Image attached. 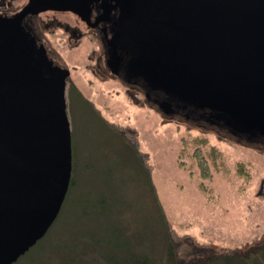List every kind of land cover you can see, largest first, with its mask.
Returning <instances> with one entry per match:
<instances>
[{
    "label": "rangeland",
    "instance_id": "rangeland-1",
    "mask_svg": "<svg viewBox=\"0 0 264 264\" xmlns=\"http://www.w3.org/2000/svg\"><path fill=\"white\" fill-rule=\"evenodd\" d=\"M0 1L15 8L28 0ZM48 36L59 63L70 71L65 101L72 184L49 230L11 264H113L140 258L171 264L165 220L172 236L186 234L188 242L204 245V255H219L194 264H246L253 253L254 261L264 264V140L236 139L204 120L166 114L121 81L92 73L101 49L94 40L74 46L59 39L54 27ZM122 134L134 136L136 144ZM192 135L208 140L195 144ZM210 144L222 150V170L208 159L211 176L204 178L193 148L205 151ZM239 160L249 171L247 184L237 169Z\"/></svg>",
    "mask_w": 264,
    "mask_h": 264
},
{
    "label": "water",
    "instance_id": "water-1",
    "mask_svg": "<svg viewBox=\"0 0 264 264\" xmlns=\"http://www.w3.org/2000/svg\"><path fill=\"white\" fill-rule=\"evenodd\" d=\"M93 1L28 0L0 15V264L14 262L46 233L72 170L69 69L21 20L47 9L83 19ZM114 1L112 72L124 52L127 71L168 96L158 102L164 113H171V97L206 110L205 122L233 136L264 138V0Z\"/></svg>",
    "mask_w": 264,
    "mask_h": 264
},
{
    "label": "flooded vegetation",
    "instance_id": "flooded-vegetation-1",
    "mask_svg": "<svg viewBox=\"0 0 264 264\" xmlns=\"http://www.w3.org/2000/svg\"><path fill=\"white\" fill-rule=\"evenodd\" d=\"M26 2L27 1H24L18 7L11 8V3L9 1H6L5 4L0 1V15H12ZM118 13L119 9L115 5L114 0H109L108 3H105L104 0H97L93 1L88 11L84 13L85 19H82L80 15L70 10L47 9L35 14H26L21 20V25L23 29L35 39L36 43L44 45L48 56L62 67L66 66L59 63V57L56 52H54L53 48H51L53 44L50 42L48 36L49 33L53 31V27L60 32L61 37H59V39L66 43L69 42L74 46L86 39L94 40L97 46H101V49L95 58V65L92 68V73L101 78H108V80L116 79L121 81L120 83L125 85L127 90L130 91L132 89L134 92L136 91L138 94H141L146 104H154L159 108L158 102L168 99V96L159 89H152L147 86L141 77L132 76L127 71V56L124 52L121 54L122 61L117 73L112 72L107 64L110 56V52L107 50V48H109L107 44L112 37V30L115 28ZM44 14H47L46 18H43ZM62 14H66L69 19L62 20L57 16ZM49 25H52L51 29L48 28L50 27ZM68 77L69 75L66 77L65 88ZM69 86H71V81H69ZM169 100L171 106L170 114L172 116L178 114L191 121L197 122L198 120H203V116L208 113L206 110L199 109L192 105H185L175 98L170 97ZM262 139L264 138L261 136L256 138V140L259 141ZM261 183V187H263V182Z\"/></svg>",
    "mask_w": 264,
    "mask_h": 264
},
{
    "label": "trees",
    "instance_id": "trees-1",
    "mask_svg": "<svg viewBox=\"0 0 264 264\" xmlns=\"http://www.w3.org/2000/svg\"><path fill=\"white\" fill-rule=\"evenodd\" d=\"M200 122V120H198L196 123ZM202 124V122H201ZM207 124V123H206ZM204 125V124H203ZM210 129H213V125L209 124ZM225 130V129H224ZM227 131V130H225ZM124 137H126L128 139V141L131 142V144H136L135 142V137H131V136H127L126 134H122ZM236 137V136H235ZM238 137H236L237 139ZM191 140L195 143V144H199V143H205L208 140L207 136H199V135H192ZM72 144V142H71ZM193 155L195 156V160H196V165L198 166L199 170H200V175L202 177H209L211 176V172H209L210 167L208 165V159L210 160V164L214 167L215 170H217L218 172L220 170H222V162H223V153L222 150L215 145H211L208 146L207 149H205V151L201 148V146H196L193 148ZM73 164H74V158H73V152H72V170H71V176H70V182H69V186H68V190L70 185L72 184V172H73ZM237 169L239 171V174H242L245 176L244 180L246 182V184L249 182L250 175H249V171H247V167H246V163H244L243 161H237ZM67 190V192H68ZM66 192V195H67ZM65 195V197H66ZM65 201V198L64 200ZM54 222V221H53ZM52 222V223H53ZM164 223L166 224V228L168 230V235H170V238L168 239V244L166 246V255H167V259H169V262L171 264H194L197 260H204L206 257V260L204 262H206L207 260L213 259L218 257L217 255H215L213 252L212 254H205L206 252V248L204 247V245L202 246L200 243H190L188 242V237L186 234H175L172 236V234L170 233L171 231V226L170 223H168L167 220L164 221ZM52 225V224H51ZM50 225V226H51ZM50 228V227H49ZM48 228V230H49ZM47 230V231H48ZM46 231V232H47ZM45 235V234H44ZM43 235V236H44ZM40 240V239H39ZM37 240V242L39 241ZM36 242V243H37ZM209 255V256H208ZM256 253L250 254V257H246V264H259L258 263V258L254 261V257H255ZM113 264H149V261L146 258H140V259H134L133 261H131L130 259H126L124 261H118Z\"/></svg>",
    "mask_w": 264,
    "mask_h": 264
}]
</instances>
